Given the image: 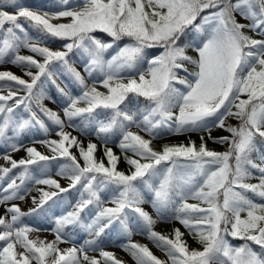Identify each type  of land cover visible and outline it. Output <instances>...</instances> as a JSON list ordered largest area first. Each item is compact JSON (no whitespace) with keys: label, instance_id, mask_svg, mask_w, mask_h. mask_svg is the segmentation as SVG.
Instances as JSON below:
<instances>
[{"label":"snow or ice","instance_id":"obj_1","mask_svg":"<svg viewBox=\"0 0 264 264\" xmlns=\"http://www.w3.org/2000/svg\"><path fill=\"white\" fill-rule=\"evenodd\" d=\"M49 39L63 43L53 50ZM5 63L29 79L0 70V141L20 151L29 130L49 133L45 118L59 139L33 140L51 155L30 146L26 158L4 156L10 167H0V205L24 200L28 182L45 187L36 189L40 198L32 197L36 207L28 213L12 203L0 215V264H125L101 247L108 235L126 239L118 246L135 264H264V0H59L56 11L0 0ZM62 74L79 94L57 83ZM48 83L65 98L66 120L44 104L52 99ZM76 119L104 145L107 165L96 158V143L85 147L65 131L77 127ZM213 128L229 135L213 137ZM191 133L200 134L199 145L189 136L187 144L152 146L163 135ZM205 133L226 150L209 149ZM110 137L127 172L118 170ZM73 191L78 198L65 201L69 210L55 218V239L31 238L41 229L22 218ZM161 221L178 222L200 247L191 248L178 227L170 235L155 231ZM69 228L89 238L61 248L70 242ZM133 235L146 236L167 260Z\"/></svg>","mask_w":264,"mask_h":264},{"label":"rangeland","instance_id":"obj_2","mask_svg":"<svg viewBox=\"0 0 264 264\" xmlns=\"http://www.w3.org/2000/svg\"><path fill=\"white\" fill-rule=\"evenodd\" d=\"M70 2L73 5H75V4H78L80 2V0H70ZM31 8H33V7H31ZM33 9L46 10V11H56L59 8L54 9V10L53 9L48 10V9H44V8L39 9L38 7H34ZM54 22H67V21L62 20V21H54ZM241 22L247 23V21H245V20H241ZM26 27H27V25H26ZM29 31H30V34L33 36L38 35L32 29H29ZM103 38L105 40L109 39L106 35ZM45 43L47 44V46L51 47L53 50H56V49L60 48V46L63 42L59 41V43H51L50 41H47ZM20 54L21 55H33L27 49H21ZM189 54L195 55V53L191 52V51L189 52ZM37 58L39 59V57H37ZM73 62L76 64V66L78 68H81V65L83 63L82 60H79L78 58H75V57H73ZM0 70H8V71H11L18 76H21L22 78H24L26 80L29 79L27 76L24 75V72L22 71V69L20 67L12 65L10 63H5L3 65H0ZM33 71H35V69H33ZM89 82L91 83V81H89ZM100 90L103 91L102 88ZM77 94H79V88L78 87H77L76 93H73V95H77ZM21 95H23V93H21ZM44 102L48 105V108L60 113L61 118L66 120V118L63 116V111H62L63 107L66 106L65 103L60 105V104L56 103L55 101H53L52 99L51 100L46 99ZM45 120H46V123L49 125V133L47 135H45L38 128H33V129L29 130L28 131L29 138L27 140H25L24 135H22L20 137V143H22L24 146L21 148L20 151L12 152L7 143L0 141V167H10V164L4 159L5 155H11V158L14 160H17V161L20 160L21 158H26V152L24 151V148L30 147V146H35L37 148V150H39L40 152H42L46 155H51L48 148L46 146H44L43 144L36 143L33 145V140L59 139V137L56 135V131H54V129H56V126L52 125L51 121H47V118H45ZM227 123H230V124L235 126L238 124V121H236L232 118H229ZM65 131L70 132L73 136H76L79 140H81L84 143L85 147L87 146V143L90 140L93 143H96L98 145L97 151L95 153L96 158L98 160L103 159L105 164L107 165V158L104 156V145L95 136V134L88 135L87 133H82L77 128H72V127H66ZM224 132H225L224 130L216 128V129L212 130L211 135L213 137H220V136H224ZM10 135H11V133H10ZM204 135H205V139L207 141V147L209 149H212L215 151H221V152L226 150L227 145H220L217 143H213L212 140L207 139L206 133ZM189 136L192 140L196 141L197 145H199V143H200V134L199 133H191V134H187V135L167 134V135H163L162 137L158 138V140H159V142H163L164 144H180V143L187 144ZM117 143H118L117 141L112 142V141L108 140L107 147L112 148L113 152L117 156L121 157V159L118 163V170L127 172L129 169V166L126 163V161L123 159L124 153L119 149V147L117 146ZM70 150L72 152L76 153L77 156H79L78 150L75 147L71 148ZM127 155L132 156V153L129 152V153H127ZM81 163H83L82 160H81ZM18 171H19L18 169L13 170V172L16 174H18ZM53 171H55V169ZM36 172L37 171L34 168V174H37ZM256 175H258V173H256ZM55 178L58 179L60 181L61 185L64 187H67V185L69 184V181L66 179H63L60 177H55ZM250 182L251 183H257L258 181L254 179V180H251ZM17 183H19V181H17ZM3 186H6V183L0 182V187H3ZM27 187L29 188V191L25 194L24 200H22V201L21 200L9 201L5 205H0V215H3L6 211V208L10 207L12 203H16L22 209V211H24L25 213H28L30 209H33L36 207V205L33 204V202H32V197H36V199L39 200L40 193L36 189L37 188H44L45 186L35 185L33 182H28ZM46 190H50V189H46ZM77 198H78V193L76 191H73L70 194H62L61 198H57L56 204H53L51 201H49L48 204H46L44 206L43 210H40L36 213H33L31 215H27V216L23 217L22 220L24 223L30 225L33 228L41 229V231H39V232L31 233L30 234L31 238H35V237L39 236L41 239H46L48 241L54 240L55 234L51 230L55 227V223H54L55 218L64 214L65 211L69 210L65 201H70V202L74 203ZM190 202H194V201H190ZM145 208L150 213L155 215V213H154V211L150 205H145ZM44 210H48L50 212L51 217H52L51 221L40 220V214L42 212H44ZM175 223L179 226L180 230L182 232H184V239L187 241L189 246L193 242L196 241L188 234L187 230L184 229L183 226L180 225L176 221H172V222L161 221V222H158L157 225L159 226V228L161 230H168L169 231V230H172L173 225ZM161 230L155 229V231L162 233ZM66 231H68V233H69L70 242L60 244L61 248L71 247V246H73V244H75L76 246H80L84 243V237L87 236V234L84 231H83V233H81V232L79 233L77 230L72 229V228H69ZM132 240L134 242H139L141 244L147 245L150 248V250L154 253V255H156L161 260H167L166 255L160 249H158L146 236H144V235H133ZM126 242H127L126 239L123 237L117 238L113 235H108V236H105L102 238L101 247L106 251H111V252L115 253L117 258L123 260L125 262V264H135V261L132 259V257L127 252H125L120 246H118V245H120L122 243H126ZM231 242L233 244H236V245L241 243L238 240L231 241ZM2 243L3 242H0V244H2ZM89 255H98V253L89 251Z\"/></svg>","mask_w":264,"mask_h":264},{"label":"trees","instance_id":"obj_3","mask_svg":"<svg viewBox=\"0 0 264 264\" xmlns=\"http://www.w3.org/2000/svg\"><path fill=\"white\" fill-rule=\"evenodd\" d=\"M23 3H25L27 6H30V7H38L39 9L41 8H44V9H48V10H54V9H58L59 8V0H22ZM256 38H261L259 36H257ZM48 41H50L51 43H59V40H52V39H49ZM47 42V41H46ZM153 51L155 50H148V54L151 55L153 53ZM57 83L60 84V86L62 88L65 89V91H69L71 92V94L73 93H76V90H77V85L73 82V80L71 79V77H69L67 74H62L58 77L57 79ZM45 88H46V91H47V94L49 96H51L52 100L55 101L56 103L62 105L65 103V98L63 97V95L57 90V88L55 87V85H52L51 83H48L45 85ZM44 104L48 107V105L44 102ZM74 123L77 125V129L82 132V133H88V132H91V129L90 128H86L85 126L81 125V122L79 119H76L74 121ZM213 129H216V128H213ZM212 129V130H213ZM132 131H139L138 129H136L135 127L132 128ZM141 135H144L145 138H149L145 133L141 132L140 133ZM229 133H227L226 131L224 132V136H228ZM24 137H25V140H27L29 138V133L26 132L24 134ZM109 141H112V142H118L117 138L116 137H110L109 138ZM164 145L163 142H159L158 139H155L153 140V144L152 146L156 149V150H160L162 148V146ZM227 148V146H226ZM262 150H264V147H262ZM37 173V172H36ZM190 202V201H189ZM40 220H48V221H51L52 220V217H51V214L48 210H44V212H42L40 214ZM157 230H161L159 228L158 225L155 226ZM179 226L175 223L173 225V228H176ZM172 228V229H173ZM77 230L79 233H83V230L82 229H75ZM161 232L163 234H166V235H170L172 230H161ZM89 237L88 236H85L84 237V241L86 239H88ZM231 239V238H230ZM231 241H236V240H231ZM191 248H199L200 245L197 243V241L193 242L191 245H190Z\"/></svg>","mask_w":264,"mask_h":264}]
</instances>
